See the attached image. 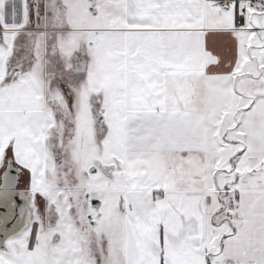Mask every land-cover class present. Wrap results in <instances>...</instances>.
<instances>
[{
	"label": "snow or ice",
	"instance_id": "1",
	"mask_svg": "<svg viewBox=\"0 0 264 264\" xmlns=\"http://www.w3.org/2000/svg\"><path fill=\"white\" fill-rule=\"evenodd\" d=\"M0 264H264V0H0Z\"/></svg>",
	"mask_w": 264,
	"mask_h": 264
}]
</instances>
